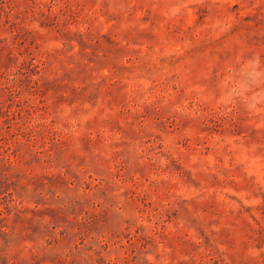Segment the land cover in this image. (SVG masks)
Returning <instances> with one entry per match:
<instances>
[{
  "label": "rangeland",
  "instance_id": "374dc122",
  "mask_svg": "<svg viewBox=\"0 0 264 264\" xmlns=\"http://www.w3.org/2000/svg\"><path fill=\"white\" fill-rule=\"evenodd\" d=\"M0 264H264V0H0Z\"/></svg>",
  "mask_w": 264,
  "mask_h": 264
}]
</instances>
